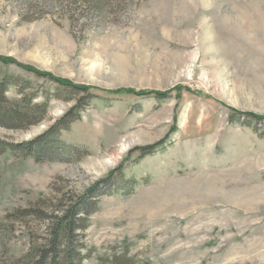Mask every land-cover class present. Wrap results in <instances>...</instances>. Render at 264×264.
<instances>
[{
    "label": "rangeland",
    "instance_id": "374dc122",
    "mask_svg": "<svg viewBox=\"0 0 264 264\" xmlns=\"http://www.w3.org/2000/svg\"><path fill=\"white\" fill-rule=\"evenodd\" d=\"M0 57L8 99L49 101L0 127V264H37L46 217L120 168L76 232L83 264H264V122L237 115L264 117V0H0ZM55 80L92 102L14 155L88 99Z\"/></svg>",
    "mask_w": 264,
    "mask_h": 264
},
{
    "label": "trees",
    "instance_id": "16d2710c",
    "mask_svg": "<svg viewBox=\"0 0 264 264\" xmlns=\"http://www.w3.org/2000/svg\"><path fill=\"white\" fill-rule=\"evenodd\" d=\"M0 63L3 65H9L14 62L0 57ZM22 68L35 73L38 76L48 77L46 74L36 72L32 68H26L24 66H22ZM55 82L59 86L57 90L59 93H64L66 97L65 99L71 100L73 96L80 93L86 94L85 96H87L88 99H86V97L78 99L69 113L53 125L44 135L26 145H20L19 147L10 146L14 155L19 151L21 152L23 148L24 150H27L26 152H28V156L34 155L35 150L44 145L43 143L46 138H58L61 131L69 129L71 124H73L75 118L71 119V117L74 116V113L84 111L90 102H92L93 99L91 98L87 87L75 86L70 82L61 80H55ZM18 84L17 80L5 78V76L3 77L2 73H0V127L15 130L26 129L36 125L42 117L48 113L49 101L43 106H38L32 104L34 101L33 96H30L29 98L24 96V101L22 102L8 99L7 94L13 86L17 87ZM22 91L23 90L19 91L20 95H22ZM138 95L142 98L154 96L158 101L168 99L167 95L156 92H146ZM237 115L239 117H247L255 122H264V117L250 116L245 113H238ZM160 145L161 144L159 143L155 146L140 148L138 151H140L142 156L144 155L146 157L152 155ZM121 171L123 170L120 168L117 172L111 173L105 182H99L94 185V187H91L83 196L78 198L77 202H71L72 199H70L71 203L69 205L53 210V214L50 218L46 217L49 224V238L47 244L40 247L41 250L36 251V257L38 260L37 264H83L84 256L82 255V249L84 246L81 244L79 247V244H77L79 239L76 232L80 231L83 233L87 230L89 226V214L93 208L96 209V200L98 197L97 191L99 189H101L100 191H103L104 188L107 189L109 187L108 184L111 182L114 175ZM28 213L29 212H26L25 214ZM120 262H123L122 264H128L129 261L126 257H123Z\"/></svg>",
    "mask_w": 264,
    "mask_h": 264
}]
</instances>
